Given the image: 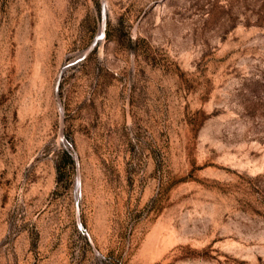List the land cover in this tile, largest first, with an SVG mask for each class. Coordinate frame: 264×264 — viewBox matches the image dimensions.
Listing matches in <instances>:
<instances>
[{"label": "rangeland", "instance_id": "1", "mask_svg": "<svg viewBox=\"0 0 264 264\" xmlns=\"http://www.w3.org/2000/svg\"><path fill=\"white\" fill-rule=\"evenodd\" d=\"M0 264H264V0H0Z\"/></svg>", "mask_w": 264, "mask_h": 264}]
</instances>
